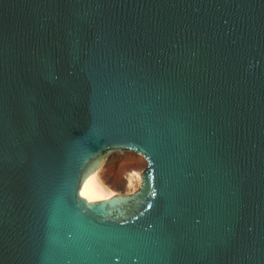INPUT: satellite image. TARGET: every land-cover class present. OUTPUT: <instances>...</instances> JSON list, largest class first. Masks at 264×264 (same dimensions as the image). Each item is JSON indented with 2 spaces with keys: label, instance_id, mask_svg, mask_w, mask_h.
Wrapping results in <instances>:
<instances>
[{
  "label": "water",
  "instance_id": "1",
  "mask_svg": "<svg viewBox=\"0 0 264 264\" xmlns=\"http://www.w3.org/2000/svg\"><path fill=\"white\" fill-rule=\"evenodd\" d=\"M0 264H264V0H0Z\"/></svg>",
  "mask_w": 264,
  "mask_h": 264
},
{
  "label": "rangeland",
  "instance_id": "2",
  "mask_svg": "<svg viewBox=\"0 0 264 264\" xmlns=\"http://www.w3.org/2000/svg\"><path fill=\"white\" fill-rule=\"evenodd\" d=\"M114 153L122 154L123 156L111 161ZM110 155L104 165L99 168V173L102 177L107 175L108 181L105 183L115 194H130L136 191L139 187L138 179L132 177L130 185L126 183L125 178L134 173H142L144 169V158L136 153L129 151H116ZM143 160V161H142ZM133 176V175H132ZM122 186L120 190L117 186ZM114 194V195H115Z\"/></svg>",
  "mask_w": 264,
  "mask_h": 264
},
{
  "label": "bare ground",
  "instance_id": "3",
  "mask_svg": "<svg viewBox=\"0 0 264 264\" xmlns=\"http://www.w3.org/2000/svg\"><path fill=\"white\" fill-rule=\"evenodd\" d=\"M123 156L122 154L114 153L112 157L110 158L111 161ZM143 161V160H142ZM144 167H145V162ZM133 175V176H132ZM141 173H134L131 175H128L125 180L128 185H130L132 181V177L135 176L136 179H138L139 184L141 182L140 179ZM105 177H102L99 173V170H96L91 175H89L85 181L83 182L81 188H80V195L85 198L87 202L92 201H98V200H104L111 196H113L115 193L109 189L105 183L108 181L106 178L107 175H104ZM120 190L122 189V186H117Z\"/></svg>",
  "mask_w": 264,
  "mask_h": 264
}]
</instances>
